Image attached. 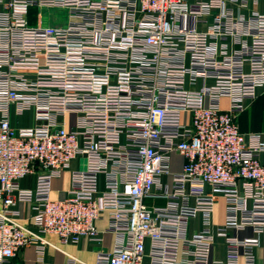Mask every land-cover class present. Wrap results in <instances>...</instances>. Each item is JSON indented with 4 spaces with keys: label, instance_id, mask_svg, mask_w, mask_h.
<instances>
[{
    "label": "built area",
    "instance_id": "2783aa9c",
    "mask_svg": "<svg viewBox=\"0 0 264 264\" xmlns=\"http://www.w3.org/2000/svg\"><path fill=\"white\" fill-rule=\"evenodd\" d=\"M227 1L237 0H0V264H18L29 245L39 256L57 248L50 235L98 240L103 214L118 244L92 263L68 255L64 264H254L258 239L228 231H264V141L236 124L264 86V12L246 21L245 52L219 56L210 39L237 22L198 26L215 9L226 17ZM31 7L63 9L66 21L30 25ZM27 110L34 125L13 127ZM74 158L84 166L53 198ZM28 174L33 190L19 187ZM13 193L34 214L7 210ZM219 199L224 223L213 232ZM198 214L203 227L188 236ZM216 236L224 260L211 258Z\"/></svg>",
    "mask_w": 264,
    "mask_h": 264
},
{
    "label": "crops",
    "instance_id": "0c3cea01",
    "mask_svg": "<svg viewBox=\"0 0 264 264\" xmlns=\"http://www.w3.org/2000/svg\"><path fill=\"white\" fill-rule=\"evenodd\" d=\"M241 0L236 2L227 1L223 13H226V17L221 16L219 9L213 10L209 15L205 17L203 25L198 26L199 30L203 32L209 31L217 21L224 25H229L230 22H237V26L234 33H224L217 38H211L210 42L215 44L216 52L220 56L221 51L227 54H242L246 51L248 44L250 43V35L242 33L246 29V21L254 13L264 12V0H246L243 6H239ZM40 8H29L27 20L30 25L37 24H56L54 18L48 22L41 21V14H38ZM242 21L243 23L240 24ZM244 70L249 69L248 63H244ZM211 80H207V83H211ZM199 86V85H198ZM227 100L222 99V105L226 106ZM11 125L15 128H25L34 125L32 110L25 111L20 116H11ZM236 124L238 130L241 133H256L259 135L261 141H264V86L258 87L256 90V97L249 101H244V109L238 114L236 118ZM174 163L171 170L178 172L182 159L177 154L173 155ZM264 162V155L261 157ZM84 166V161L81 158H74L70 162L69 169L64 170L60 177L53 180V198H61L66 194V190L69 187L70 171L79 170ZM165 178H163L164 180ZM100 184L102 185V178H100ZM35 186V174H28L19 181V187L25 190H33ZM13 203L7 207V210L15 211L25 219L34 214L33 203L19 201L16 193H13ZM145 203L148 206L152 204L162 205L163 200H150L146 199ZM4 209L3 201L0 199V212ZM5 210V209H4ZM224 203L221 199L217 201L211 230L215 232L218 228L223 226L224 223ZM94 226L98 231V240H89L86 238L79 239L76 243L68 242L66 244L60 243L55 236H46L52 242H54L57 248L46 246L41 256L36 251V247L33 245L26 246L17 251L13 261L18 264H64L67 261L68 255L92 263L95 256L100 251H108L114 248L118 244V238L112 232L107 230L108 221L105 214H103L98 220L94 222ZM203 227V217L198 214L196 217L189 220L187 233L188 236L199 232ZM228 233L239 239L256 237L259 241V245L254 249V264H264V231L255 232L251 226H247L241 230H229ZM211 258L224 260L226 258V244L225 240L221 236H216L211 250ZM1 264H8L7 260L1 262ZM145 264H148V260L145 259ZM239 264H244L242 258L239 259Z\"/></svg>",
    "mask_w": 264,
    "mask_h": 264
},
{
    "label": "rangeland",
    "instance_id": "374dc122",
    "mask_svg": "<svg viewBox=\"0 0 264 264\" xmlns=\"http://www.w3.org/2000/svg\"><path fill=\"white\" fill-rule=\"evenodd\" d=\"M41 14V21L43 23L48 22L54 18L58 25H63L66 21L67 12L63 9H56V8H40L37 12Z\"/></svg>",
    "mask_w": 264,
    "mask_h": 264
}]
</instances>
